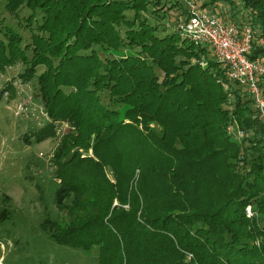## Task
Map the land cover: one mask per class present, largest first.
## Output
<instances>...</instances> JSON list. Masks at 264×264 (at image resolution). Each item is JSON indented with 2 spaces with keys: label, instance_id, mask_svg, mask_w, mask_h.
<instances>
[{
  "label": "trees",
  "instance_id": "trees-1",
  "mask_svg": "<svg viewBox=\"0 0 264 264\" xmlns=\"http://www.w3.org/2000/svg\"><path fill=\"white\" fill-rule=\"evenodd\" d=\"M239 1L238 10L236 0L201 3L247 16L256 26L250 56L264 55V0ZM182 2L175 22L184 0H0V67L25 64L20 76L36 78L49 117L24 142L69 126L53 150L50 187L69 218L51 212L38 179L37 228L88 254L96 248V264H264V125L207 45L177 27L158 32ZM23 5L25 43L2 16ZM232 122L243 137L229 132ZM14 211L2 192L0 225Z\"/></svg>",
  "mask_w": 264,
  "mask_h": 264
},
{
  "label": "rangeland",
  "instance_id": "rangeland-1",
  "mask_svg": "<svg viewBox=\"0 0 264 264\" xmlns=\"http://www.w3.org/2000/svg\"><path fill=\"white\" fill-rule=\"evenodd\" d=\"M236 3L238 10L240 1L236 0ZM220 4L222 6L226 3ZM182 5L183 2L177 4V8L165 12L166 14L159 18L157 24L159 33L176 28L175 14ZM221 9L220 14L224 17L241 22L240 19L236 20L228 15L229 9L223 10V7ZM29 12L25 5L19 8L17 15L2 7L3 23L18 30L22 34L23 43L30 40L32 32L31 28L26 26L25 20ZM246 18L247 16L242 20H247ZM153 19L156 18H152V21ZM252 26L255 32L256 26L254 24ZM26 52L30 55L31 49H27ZM24 68L25 64L20 59L0 67V194L5 192L10 195L15 208L13 218L5 220L0 225V261L4 263L5 257L10 264H96L94 257L96 248L92 254H88L83 249L54 241L37 228V223L43 215V204L38 198L39 192L35 186L38 179L44 184L51 212L65 220L69 218L65 210L59 211L52 203L50 188L54 177L51 162L53 150L69 126L67 122H61L53 136L41 141L24 142L22 135L25 132L32 127L41 126L49 119L40 99L36 96V78L24 81L20 76ZM43 68V65L37 66V72ZM7 84L10 86L7 87ZM151 125L159 129L158 124L153 122ZM79 149L84 155V150ZM26 164L29 165L28 168ZM107 171L112 177L109 167ZM117 203L114 200L113 204ZM124 206L128 207L127 204ZM7 229L11 235L7 234ZM13 238L19 240L14 242Z\"/></svg>",
  "mask_w": 264,
  "mask_h": 264
},
{
  "label": "built area",
  "instance_id": "built-area-1",
  "mask_svg": "<svg viewBox=\"0 0 264 264\" xmlns=\"http://www.w3.org/2000/svg\"><path fill=\"white\" fill-rule=\"evenodd\" d=\"M184 2L186 10L177 15V29L195 44L209 47L224 77L240 84L252 99L264 125V55L250 56L254 31L249 18H241L239 23L220 15L214 7L202 5L201 0ZM200 62L204 64L205 60ZM228 129L235 138L246 134L236 122L230 123ZM245 212L248 216L253 214L249 204Z\"/></svg>",
  "mask_w": 264,
  "mask_h": 264
},
{
  "label": "crops",
  "instance_id": "crops-1",
  "mask_svg": "<svg viewBox=\"0 0 264 264\" xmlns=\"http://www.w3.org/2000/svg\"><path fill=\"white\" fill-rule=\"evenodd\" d=\"M218 6H219L220 8H222V7H223V8H224L223 10H225V9L227 8V6H225L224 4H222V6H221V4H220V3L218 4ZM228 15L230 16V14H229V13H228Z\"/></svg>",
  "mask_w": 264,
  "mask_h": 264
}]
</instances>
